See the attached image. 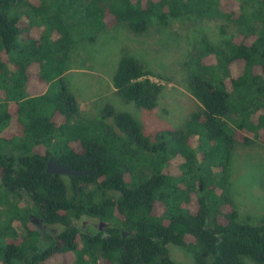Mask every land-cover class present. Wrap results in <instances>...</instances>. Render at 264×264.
<instances>
[{
	"label": "trees",
	"instance_id": "trees-1",
	"mask_svg": "<svg viewBox=\"0 0 264 264\" xmlns=\"http://www.w3.org/2000/svg\"><path fill=\"white\" fill-rule=\"evenodd\" d=\"M182 18L219 23L217 40L189 42L180 84L198 106L185 123L146 135L110 105L82 120L65 81L79 45L154 25L166 48L178 40L161 28ZM152 77L169 80L123 52L111 87L152 111L164 89ZM256 144L264 0H0V264H179L169 244L195 264H264V218L240 222L229 183L235 148ZM49 158L90 174H48ZM83 217L103 228L72 225Z\"/></svg>",
	"mask_w": 264,
	"mask_h": 264
},
{
	"label": "rangeland",
	"instance_id": "rangeland-1",
	"mask_svg": "<svg viewBox=\"0 0 264 264\" xmlns=\"http://www.w3.org/2000/svg\"><path fill=\"white\" fill-rule=\"evenodd\" d=\"M218 22L193 21L186 19L170 20L167 27L171 39L177 42L163 47V34L157 26L151 27L143 35H135L123 27H113L101 32L92 44L83 42L78 52L84 60L74 64V70L66 74L65 81L75 96L82 120L98 121L106 105L117 112L130 114L142 127L146 135L163 129L181 127L190 112L198 103L180 84L183 77V60L189 49V42L202 35L217 40ZM197 30V31H196ZM78 49V48H77ZM76 49V50H77ZM123 52L136 57L147 65L153 73L169 80L151 78L164 89L157 107L152 111L137 108L133 103L125 102L111 87V80ZM98 138V135H95ZM231 167L230 187L235 199L239 221L256 225L264 218V146H237ZM43 234L59 233L63 227L50 226L33 218ZM72 225L96 232L103 228V223L94 218L72 219ZM169 255L179 264H195L190 253L181 247L169 244ZM252 264V263H248Z\"/></svg>",
	"mask_w": 264,
	"mask_h": 264
},
{
	"label": "water",
	"instance_id": "water-1",
	"mask_svg": "<svg viewBox=\"0 0 264 264\" xmlns=\"http://www.w3.org/2000/svg\"><path fill=\"white\" fill-rule=\"evenodd\" d=\"M46 173L65 177H83L89 175L90 171H77L65 164H57L52 158H49L46 165Z\"/></svg>",
	"mask_w": 264,
	"mask_h": 264
}]
</instances>
